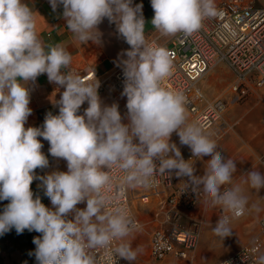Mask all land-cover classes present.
<instances>
[{"label": "clouds", "instance_id": "1", "mask_svg": "<svg viewBox=\"0 0 264 264\" xmlns=\"http://www.w3.org/2000/svg\"><path fill=\"white\" fill-rule=\"evenodd\" d=\"M53 11L63 7L67 29L81 42H100L97 26L107 18L130 46L124 52V88L128 123L118 105H104L98 82L86 83L70 70L71 54L60 44L47 50L38 37L32 9L24 0H0V201H9L0 213V236L25 229L34 237L36 264H96L91 249L122 240L140 228L126 209L107 210L113 197L111 171L124 173L121 191L147 186L156 173L173 172L186 177L189 187L203 190L210 206H221L240 216L246 198L232 184L236 164L217 151L216 141L196 124L186 123L185 98L161 86L170 74L171 62L163 47L145 38L143 5L133 0H49ZM151 25L164 36L191 35L205 18L217 15L214 0H151ZM68 71H65V70ZM41 74L64 88L57 115L48 112L42 127H27L32 114L27 84ZM88 107L82 115L81 106ZM192 156L210 157L204 174L195 175L192 159L185 160L180 148L170 143L173 133ZM42 137L49 142L52 157L67 162V171L37 177L36 169L48 167L41 151ZM138 141V142H134ZM158 161L159 163H156ZM42 181L44 194L53 209L47 208L31 190L35 179ZM246 183L264 188V174L248 171ZM223 189V190H222ZM86 201V208L76 206ZM74 214L72 219L69 215ZM230 219L216 222L213 233L222 240L232 235ZM115 253L129 261L137 258L130 243H120ZM264 264V255L257 258Z\"/></svg>", "mask_w": 264, "mask_h": 264}, {"label": "crops", "instance_id": "2", "mask_svg": "<svg viewBox=\"0 0 264 264\" xmlns=\"http://www.w3.org/2000/svg\"><path fill=\"white\" fill-rule=\"evenodd\" d=\"M24 2L33 11L36 31L46 50L49 46L60 44L71 54L70 70L72 72L81 77L94 71L95 78L86 83L95 84L97 80L110 75L115 68L121 65V60L127 58L124 52L130 46L117 32L115 23H109L107 18L97 26L98 31L101 33L99 43L92 41L81 42L67 29L66 20L62 15V6L53 11L49 0H24ZM135 4L143 5L142 12L146 22V40L148 42L156 40L165 47L171 46L176 34L166 37L151 25V20L154 16L151 0H133V5ZM223 64L227 63L223 62L216 65L212 69L213 72L218 66ZM228 67L231 71V80L227 85L229 91L225 95L209 98L206 90L211 86L212 82L210 83L204 79L199 82V88L206 100L221 97L229 102L225 111V118L233 124V128L215 141L217 151L225 159H231L235 162L236 171L233 173L232 184L223 187L239 186L241 194L246 198L248 211L243 217L230 220L228 227L231 229L232 235L222 240L212 231L216 222L221 219L218 213V206H210L207 203L208 198L205 196L181 220L183 226L188 225L190 220H198L200 222L197 248L187 258L178 259L169 256L163 261V264H214L221 261L236 252L242 245L248 243L258 233L259 220L264 216V188L255 189L249 183H246L248 171H258L264 174V161L262 160L264 157V86L255 87L248 96L237 102L232 101L233 92L231 85L235 81V74L229 65ZM65 71L68 70L66 69ZM215 81L218 83L216 79ZM27 87L30 91L29 107L32 109V114L28 117L25 128L42 127L48 112L54 115L59 113V108L56 106L55 101L60 99L64 88L49 82L47 74L39 75L35 81L29 82ZM97 92L104 105L117 104L118 110L124 118L122 122L128 123L126 118L127 97L122 96L121 92L114 91L110 86V82L106 84L105 90ZM87 107L88 104L85 102L78 114L82 115ZM185 110L186 123H193L191 112L186 106ZM38 139L43 144L41 151L48 158L49 165L43 169H36L35 175L42 177L54 171L66 172L68 170L66 160L52 157L48 151L49 142L42 137H38ZM170 143H175L182 153L191 151L188 146L180 144L179 137L175 132L170 138ZM209 159L210 157L208 156L197 159L194 163L195 175L204 174ZM34 181L42 187V181L39 178ZM140 192L137 189L133 190L132 208L136 217L143 224V227L137 229L138 231H143V236L139 238L137 231L123 239L125 243L131 244L133 250L138 252L133 264H142L141 261L151 264L150 233L157 225L155 212L161 198L166 195V191L161 196H157L150 193L148 189H143L142 192H147L151 195L147 203L140 200ZM84 205H86V201L76 207L82 210Z\"/></svg>", "mask_w": 264, "mask_h": 264}, {"label": "built area", "instance_id": "3", "mask_svg": "<svg viewBox=\"0 0 264 264\" xmlns=\"http://www.w3.org/2000/svg\"><path fill=\"white\" fill-rule=\"evenodd\" d=\"M256 2L257 0H216L214 4L217 15L205 18L198 31L191 35L177 33L169 47L156 40L149 42L163 47L171 62L170 74L162 81L161 86L184 96L185 106L191 112L193 123L198 124L213 140L221 138L233 128V124L225 118L229 102L221 97L206 100L199 88V82L208 72L223 62L230 66L235 74V81L231 85V100L234 102L248 96L255 87L264 86V3L257 5ZM95 76L94 71H91L81 78L87 82ZM124 80L121 64L110 75L96 81L99 85L97 91L105 90L106 84L110 82L114 91L122 93ZM181 154L185 160L192 159L193 163L199 159L193 157L191 151ZM262 160L264 161V157ZM110 175V195L113 200L107 210L112 211L116 207L126 209L131 220L138 223L140 228L143 224L132 208L133 190L141 191L139 198L144 203L149 202L150 193L161 196L166 191L155 212L157 225L150 233L151 264H163L169 256L187 258L195 251L199 241L200 222L190 220L188 225L183 226L181 220L205 197L202 188L194 190L188 186L186 177H177L173 172L171 175L156 173L147 186L127 187L121 191L124 173L114 168ZM143 189H148L150 193L142 192ZM247 211L245 206L243 214L233 217L232 213L218 206L220 217L228 216L230 220L243 217ZM120 243H125L124 239L113 240L106 247L89 251L96 264H129V261L115 253ZM262 255L264 216L259 220L258 233L248 243L214 264H257V258Z\"/></svg>", "mask_w": 264, "mask_h": 264}, {"label": "rangeland", "instance_id": "4", "mask_svg": "<svg viewBox=\"0 0 264 264\" xmlns=\"http://www.w3.org/2000/svg\"><path fill=\"white\" fill-rule=\"evenodd\" d=\"M256 3L257 5H261L264 3V0H257ZM203 79L210 83L212 82V84H210L211 86L206 90L209 98H214L218 95H225L229 91L227 85L231 80V71L227 64H223L218 66L214 72L213 70L208 72ZM215 79L218 83H216ZM37 186L41 187L40 184ZM8 203L9 201L7 200L0 201V213H2L4 207ZM45 206L54 210V207L47 196ZM85 208L86 205L83 206L82 210ZM73 215L74 214L69 215L68 218L72 219ZM137 231L138 230H134L132 233L134 234ZM137 234L138 237L141 238L143 236V231H138ZM38 236H41V234L35 231L30 232L27 229L21 234H17L15 229H12L3 236H0V256L3 259V264H36L35 256L29 255V253L34 252L36 246L33 243V238ZM141 262L142 264H148L145 261Z\"/></svg>", "mask_w": 264, "mask_h": 264}, {"label": "trees", "instance_id": "5", "mask_svg": "<svg viewBox=\"0 0 264 264\" xmlns=\"http://www.w3.org/2000/svg\"><path fill=\"white\" fill-rule=\"evenodd\" d=\"M30 187L34 193V198H35V195H39L41 198V202L45 205L46 195L44 194V188L37 186L34 181ZM0 264H3V259L1 258V256H0Z\"/></svg>", "mask_w": 264, "mask_h": 264}]
</instances>
